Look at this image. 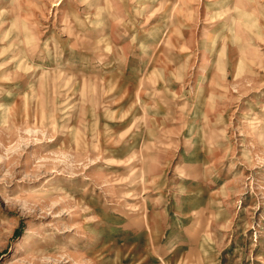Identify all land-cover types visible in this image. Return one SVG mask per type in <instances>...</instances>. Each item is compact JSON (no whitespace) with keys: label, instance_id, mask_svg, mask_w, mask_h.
<instances>
[{"label":"rangeland","instance_id":"1","mask_svg":"<svg viewBox=\"0 0 264 264\" xmlns=\"http://www.w3.org/2000/svg\"><path fill=\"white\" fill-rule=\"evenodd\" d=\"M0 264H264V0H0Z\"/></svg>","mask_w":264,"mask_h":264},{"label":"crops","instance_id":"2","mask_svg":"<svg viewBox=\"0 0 264 264\" xmlns=\"http://www.w3.org/2000/svg\"><path fill=\"white\" fill-rule=\"evenodd\" d=\"M116 62L117 60H111L110 62H104V60H97L96 63L100 64L102 66V68H100V70L102 71V73L105 75L107 74L108 71H112V73H120L121 71L116 67ZM110 66V68H109ZM126 70H124L123 73H125Z\"/></svg>","mask_w":264,"mask_h":264}]
</instances>
